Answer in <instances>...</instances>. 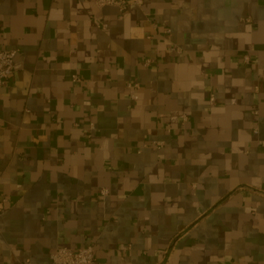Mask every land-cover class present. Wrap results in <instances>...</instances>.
Wrapping results in <instances>:
<instances>
[{"label": "crops", "instance_id": "obj_1", "mask_svg": "<svg viewBox=\"0 0 264 264\" xmlns=\"http://www.w3.org/2000/svg\"><path fill=\"white\" fill-rule=\"evenodd\" d=\"M13 48L0 264H264V0H0Z\"/></svg>", "mask_w": 264, "mask_h": 264}, {"label": "built area", "instance_id": "obj_2", "mask_svg": "<svg viewBox=\"0 0 264 264\" xmlns=\"http://www.w3.org/2000/svg\"><path fill=\"white\" fill-rule=\"evenodd\" d=\"M145 0H96V4L99 7L104 6H115L121 12L125 11L132 5H143ZM165 32H170L166 30ZM18 48L13 49H0V86L6 84V82L13 76L15 72V57L18 53ZM243 60L245 63L249 64L251 62V56L249 53L243 55ZM153 62L152 57L146 58L144 64L150 65ZM73 82H80V77L77 74L72 75ZM128 89L130 93V98L132 100L139 99V89L141 84L138 81H130L128 83ZM209 100L211 104L216 102V97L214 94H210ZM257 113V112H255ZM182 120L185 122L188 119L186 113L182 114ZM254 132L258 133V127L254 128ZM162 144V142H158ZM141 151L138 149V152ZM109 193L107 188H102L100 190L101 196H107ZM50 259L52 264H95V252L94 247L91 244L72 248L68 246H59L50 254Z\"/></svg>", "mask_w": 264, "mask_h": 264}]
</instances>
